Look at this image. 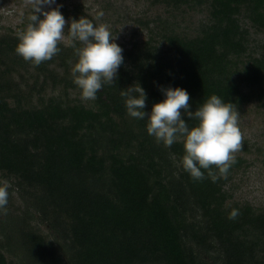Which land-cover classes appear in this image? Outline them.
<instances>
[{
  "label": "trees",
  "instance_id": "1",
  "mask_svg": "<svg viewBox=\"0 0 264 264\" xmlns=\"http://www.w3.org/2000/svg\"><path fill=\"white\" fill-rule=\"evenodd\" d=\"M153 2L207 6L208 17L193 36L169 20L147 23L146 39L120 44L115 81L86 104L70 98L71 90L81 93L71 73L73 40L60 41V51L37 66L17 54L18 33L0 32V173L24 202L21 213L9 209L11 201L0 212V264H8L1 249L22 264H264V210L227 203L225 185L244 160L235 158L226 175L213 165L215 182L207 170L194 180L181 164L182 138L170 147L157 142L147 117L130 116L121 96L139 82L146 111L168 85L188 91L192 110L211 94L233 108L252 96L264 103V52L256 54L241 20L264 32V0ZM60 11L97 23L81 4ZM30 69L32 84L22 72ZM39 78L38 95L49 81L63 93L35 104Z\"/></svg>",
  "mask_w": 264,
  "mask_h": 264
},
{
  "label": "clouds",
  "instance_id": "2",
  "mask_svg": "<svg viewBox=\"0 0 264 264\" xmlns=\"http://www.w3.org/2000/svg\"><path fill=\"white\" fill-rule=\"evenodd\" d=\"M54 0H35L33 13L25 29L18 33L16 52L34 65L50 60L60 51L65 28H69L74 42L76 61L71 67L73 82L81 90L84 99H95L105 83H112L124 62L123 48L104 23H95L85 16L66 21L60 6L45 8ZM103 11L97 13L102 17ZM67 25V26H66ZM80 46H75V42ZM163 98L145 110L147 93L139 82H134L121 92L127 113L138 119L147 117V133L157 142L170 147L182 138L184 154L181 164L194 180L217 176L215 165L221 175H226L235 163V153L241 147V131L233 105L217 94L206 97L192 110L190 95L182 86H160ZM183 110V114H182ZM184 115L189 117L184 119ZM195 121L191 126L188 121ZM9 191L0 184V212L6 211ZM238 209H232L229 219H235Z\"/></svg>",
  "mask_w": 264,
  "mask_h": 264
},
{
  "label": "rangeland",
  "instance_id": "3",
  "mask_svg": "<svg viewBox=\"0 0 264 264\" xmlns=\"http://www.w3.org/2000/svg\"><path fill=\"white\" fill-rule=\"evenodd\" d=\"M75 4H81L85 12L93 16L97 23L106 24L112 35L117 34V42L126 47L131 45L130 41L134 38L143 40L148 37L147 23L153 28L158 20H169L179 27V30L186 31L193 36L197 32L201 20L208 17L207 6L189 8L183 5L174 9L160 2H153V0H54L52 5H43V7L59 5L71 8ZM34 5L35 0H0V32L20 33L23 31L29 22V16L33 13ZM99 11H103L102 17H97ZM241 20L250 30V44L252 47L256 46V54H262L264 52V32L257 31L249 19L241 16ZM66 21L71 22L69 19ZM72 40L69 28L66 27L61 42L69 44ZM22 72L25 74L24 78H28L29 84H32L35 80L32 69L27 73ZM42 80L39 78L35 93L40 88ZM63 90V86L59 85L54 88L49 81L41 95L35 94L33 102L36 104L40 102L41 98L46 99L53 94H62ZM243 90L249 92L250 88L244 86ZM70 98L80 99L85 104L93 101V99H84L79 90H71ZM234 109L237 112L242 139L241 147L233 155L235 158L241 157L244 163L233 172L225 185V189H228L231 194L227 203L248 202L255 209L264 210V151H262L264 145V103L252 96L241 107H234ZM0 184H6L9 188L12 181L0 173ZM10 201L12 205L9 209H15L21 213L24 209V202L17 191H10L8 205ZM32 224L38 226L43 232H48L45 223L40 224L34 220ZM4 242H6L5 237L0 232V246ZM1 251L6 256V263L22 264L18 262L14 254L6 253L4 249Z\"/></svg>",
  "mask_w": 264,
  "mask_h": 264
}]
</instances>
